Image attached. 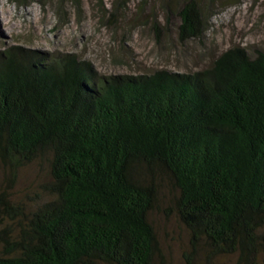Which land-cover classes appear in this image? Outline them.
I'll return each instance as SVG.
<instances>
[{
    "label": "trees",
    "instance_id": "trees-1",
    "mask_svg": "<svg viewBox=\"0 0 264 264\" xmlns=\"http://www.w3.org/2000/svg\"><path fill=\"white\" fill-rule=\"evenodd\" d=\"M178 15L181 40L201 34L196 0ZM37 158L44 198L0 191V264H156L161 174L193 252L264 264L262 50L232 46L194 71L98 74L70 51L1 46L0 165Z\"/></svg>",
    "mask_w": 264,
    "mask_h": 264
},
{
    "label": "rangeland",
    "instance_id": "rangeland-1",
    "mask_svg": "<svg viewBox=\"0 0 264 264\" xmlns=\"http://www.w3.org/2000/svg\"><path fill=\"white\" fill-rule=\"evenodd\" d=\"M184 0H0V47L13 42L41 51H70L98 74L194 71L240 45L250 57L264 52V0H196L199 36L181 40L178 9ZM47 162L36 159L14 172L0 165V191L32 203L46 194ZM148 218L162 251L156 264H233L236 253L193 252L190 232L173 208L176 190L164 175ZM35 200V201H36ZM264 229V228H263Z\"/></svg>",
    "mask_w": 264,
    "mask_h": 264
}]
</instances>
